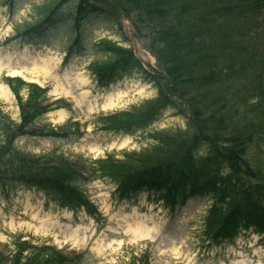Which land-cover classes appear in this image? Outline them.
I'll use <instances>...</instances> for the list:
<instances>
[{"label":"trees","instance_id":"trees-1","mask_svg":"<svg viewBox=\"0 0 264 264\" xmlns=\"http://www.w3.org/2000/svg\"><path fill=\"white\" fill-rule=\"evenodd\" d=\"M22 0H3L12 11ZM32 23L16 28L13 38L37 44L52 39L72 56L91 53L95 85L108 88L139 74L157 94L136 106L94 119L95 131L135 136L171 110L186 127L151 135L153 144L122 159L91 161L57 151L33 156L18 146L21 139H55L76 143L86 127L72 118L55 128L50 112L66 108L52 102L48 90L4 77L16 97L20 119L0 101V196L35 191L60 210L98 216L89 185L109 181L116 201L145 193L169 211L192 198L211 201L201 231L208 249L234 244L254 234L264 245V0H49L35 7ZM122 18L147 36L157 68L149 72L133 48L114 40L92 42V25H102L130 41ZM0 250V264H84V256L61 253L48 245L16 239ZM130 264H150L132 257Z\"/></svg>","mask_w":264,"mask_h":264},{"label":"rangeland","instance_id":"rangeland-1","mask_svg":"<svg viewBox=\"0 0 264 264\" xmlns=\"http://www.w3.org/2000/svg\"><path fill=\"white\" fill-rule=\"evenodd\" d=\"M49 0H22L10 11L0 0V85L9 90V97L0 94V101L15 120L20 119L19 108L15 95L10 88L2 83L11 70L23 72L27 80H37L44 86H50L54 98V87L58 80L70 86L76 95H82L80 108L75 107L71 98L66 101L71 104L74 114L66 108H58L47 116L46 122L59 128L73 116L75 120L87 123V135L79 142L66 144L55 139H21L18 146L33 156L57 151L68 157L82 156L94 161L107 156L122 159L126 152H138L153 144L151 135L167 129L178 130L186 127V120L174 116L167 110L160 120L135 136L112 135L95 131L96 117L113 114V112L135 111V107L147 99H153L157 90L153 85L143 82L139 74L123 79L108 88L99 89L90 77L87 67L99 60L91 53L72 56L63 63L66 49L57 39L45 43L27 44L17 39L8 42L15 35L16 28L25 23H32L35 7H40ZM123 31L128 35V42L102 25H92L89 33L92 42L101 39L114 40L119 45L132 47L148 67L154 71L156 57L150 53L147 36L137 34L134 24L129 19L122 18ZM55 71L51 74L45 71V63ZM100 60H102L100 58ZM99 60V61H100ZM146 67V68H147ZM32 69L38 73L32 74ZM34 71V70H33ZM82 81V82H81ZM125 92L113 110L101 111V105L107 97ZM89 187V198L98 208V216L94 219L83 211L66 218L64 210L54 203L46 204L45 197L35 191L20 189L14 192L9 201L0 196V249L15 246L18 238H26L30 243L49 244L62 253L73 255L74 252L86 254L85 264H130L131 257L146 253L152 259V264H264V245L254 234L240 236L234 244L208 249L202 246L201 231L205 211L211 204L206 198H192L181 209L169 211L161 201L148 198L145 193L138 194L136 199L116 201L111 197L115 186L109 181L95 180ZM126 221L143 220L146 224L158 228V242L133 239L118 229ZM58 221L60 226L51 227L48 234L36 233V228L42 223L50 224Z\"/></svg>","mask_w":264,"mask_h":264},{"label":"bare ground","instance_id":"bare-ground-1","mask_svg":"<svg viewBox=\"0 0 264 264\" xmlns=\"http://www.w3.org/2000/svg\"><path fill=\"white\" fill-rule=\"evenodd\" d=\"M41 63H45L44 66H46L44 69L47 72H50L51 74L55 71L53 68L47 67L48 62L44 59H39ZM1 67V65H0ZM34 70V71H33ZM37 70V69H36ZM35 69H32L31 71L34 72L32 74L38 73ZM10 77H22L24 78L23 72H20L19 70H11L9 73ZM25 79V78H24ZM26 80V79H25ZM29 82L39 83L43 86L42 82H38L37 80H28ZM82 82V81H81ZM55 93L57 94V99H69L71 98L72 101L75 103L76 108H80L82 104V95H85L86 92H83L80 96L76 95L74 91H72L70 86L65 85L60 80H58L57 85L54 87ZM0 94L6 97H9V90L7 87L0 85ZM125 95V92L117 93L115 96L107 97L102 105H101V111H110L113 110V107L117 105V103L120 101L119 99ZM71 212L64 211V215L66 218H69L71 216ZM125 218V217H124ZM124 224L118 227L119 230L122 231V233L126 236H130L133 239H142L148 242H158L157 235L159 234V230L155 225H148L143 220H133V221H126V218L124 219ZM58 221H53L50 224L42 223L40 227L36 228V233H44L45 235L48 234V231L51 227L58 226L59 228H63L64 226H60L58 224Z\"/></svg>","mask_w":264,"mask_h":264}]
</instances>
